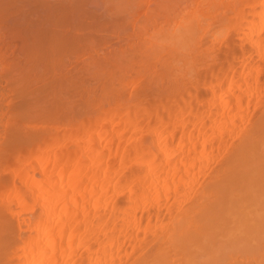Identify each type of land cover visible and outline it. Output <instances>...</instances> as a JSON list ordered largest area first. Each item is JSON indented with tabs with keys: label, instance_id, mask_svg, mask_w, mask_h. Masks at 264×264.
<instances>
[{
	"label": "bare ground",
	"instance_id": "bare-ground-1",
	"mask_svg": "<svg viewBox=\"0 0 264 264\" xmlns=\"http://www.w3.org/2000/svg\"><path fill=\"white\" fill-rule=\"evenodd\" d=\"M22 1L0 0L1 14L29 11L37 24L19 14L28 64L0 69V264H264V0H152L154 12L146 1L119 16L144 58L127 74L120 57V67L100 60L121 77L99 79L84 106L62 99L72 113L56 75L75 47L62 33L72 6L30 0L24 14Z\"/></svg>",
	"mask_w": 264,
	"mask_h": 264
},
{
	"label": "rangeland",
	"instance_id": "rangeland-1",
	"mask_svg": "<svg viewBox=\"0 0 264 264\" xmlns=\"http://www.w3.org/2000/svg\"><path fill=\"white\" fill-rule=\"evenodd\" d=\"M24 1H26V3H27V2H29L30 0H28V1H27V0H23V1L21 2V5H22V3H23ZM34 1H35V0H34ZM37 1H39V0H37ZM41 1L44 2L45 4H46V2L48 1L47 3H51V4H53V5H52L53 7H54V5H56L57 3H58V4H59V3L61 4L62 2H63V3L65 2L64 4L62 3V4H63V5H62V6H63L62 8L67 7V9H68V6L70 5V6H72V8H70V9H73V10H70V9H69V10H70V11H69V10H67L66 8H64V9L66 10L67 13H68V11L71 12V14L69 13L70 16L68 15L69 17H71V19H68V20L70 21L69 24H68V20H67V22L65 23L64 21L66 20L65 18L67 17V15L64 14L65 18L63 19L64 21H62V22H64L66 25H65V24H62V27H63L64 29L61 28V30L63 29L62 31H64V32H62L63 35H64L65 31H66V34H67L68 32H70V33H68V34H70L71 37H75V35H77V37H75L74 39H76V42H77V41H78V42H77V43L74 42V43H75V47H72L73 50H71V49H72V48H71V49L69 50V53H66V55H65V53L63 54V55H64L63 58L61 57V61H63V62L60 61V63H58V64H60V65H59L58 67H56V68H57V71H56L57 74H56V75H58V76L61 78L60 80H62L63 82L66 81L65 84H66L67 86L69 85L68 87L65 88V89H68V90H66V91H71V92L74 91L73 93H75V94H72L71 92H69V93H70V95H69V93L67 92V93H68V94H67V97H68V95H69L70 99H69V98H68V99H65V98H67V97H66V94L64 93V94L61 95V93H57L58 91H60V90H59L60 88H59L58 90L56 89L57 92H56L55 95H56V97H57V95H59V94L61 95V96H59V97H61V102L63 101L62 99H64L65 102H64V101H63V102H64L65 104H66V103H69V104H70V102H72L73 100L77 99L78 101L75 100V101H77V104H75L76 102L73 101L74 103L72 102V104H70V105L73 106V105L75 104V106H76V105H77V106H79V105H83V106H84L83 103H84L85 96H87V95L90 96L91 94H92L91 96H93V95H94V96H95V95H96V96H99V95L102 93L103 90H102V82H101V81H103V84H104V81H105V84H106V80H107L108 78H110V74H112V73H113V74H114V73L116 74V73H117L116 71H118V73H117L116 75H119V77H121V74H122L123 72H125V71H124L125 68H126V69H125L126 71H127L128 69H129V71H130L131 67L134 66V67H133L134 69H135V67H137L136 65H134V60L136 61L138 58H139V59H143V58H144V57H143L144 54H143V55L141 54V55H142V56H141V55L136 54L135 51H134V50L137 49V47H138V49H139V45L141 46L140 49H142V47H143V45H142V44H143V40H141L140 37L137 38L136 36H138V35L135 34V33H134V34H135L136 36H134L133 33H131V35H130V32H129L128 30H131L132 27H131V29H130V28L128 29V28L125 27V28H123V31H122V29H120V27L117 26L116 22L119 23L118 21H121V20H122L119 16H121L122 18H123L122 15H130V16H131L132 13H133V14L137 13V11H138V10H141V8H142V10H141L142 12H143V10H144V12L147 11V9H145V8H148V9L151 8V7H149V6H152V4H153V3H152V0H151V1H150V0H144L145 2H146V1H149V2H148V5H149V6L147 5V2L145 3V2H143V1H141V4H140L139 2H137V3H139L140 5H143L142 7H141V6L139 7V4L136 5V2H135V4H134V3L132 4V2H131L132 0H125V1H127L126 4L129 3V5H126L124 2H123V3L121 2L122 4H121V3H118V4H121L120 6H119L118 4H117V5L115 4V3H117V1H120V0H111V1H113V2H111L110 0H102L101 2H102L103 4H101L100 0H67V1H65V0L62 1V0H61V2H60V0H59V1H58V0H54V1H53V0H47V1L45 0L46 2L43 1V0H41ZM55 1H56L57 3H56ZM68 1H69V2H68ZM70 1H71V2H70ZM79 1H80V2H79ZM81 1H82V2H81ZM83 1H84V2H83ZM89 1H90V2H89ZM114 1H115V2H114ZM16 2H17V1H16ZM35 2H36V1H35ZM94 2H95V3H94ZM96 2H97V3H96ZM110 2H111V4H110ZM150 2H151V3H150ZM155 2H157V1H155ZM19 3H20V1H18V4H17V5H19ZM29 3H30V2H29ZM29 3H28V4H29ZM33 3H34V2H33ZM33 3H32V4H33ZM36 3H37V2H36ZM44 3H43V4H44ZM68 3H69V5H68ZM87 3H89V4H87ZM105 3H106V4H105ZM142 3H143V4H142ZM149 3H150V4H149ZM12 4H13L14 6H16V8H18V6L15 5V4H16L15 2H13V3H11V4H8V6H9L8 9L10 10L9 12H11L10 5H12ZM24 4H25V2L23 3V6H24ZM28 4H26V5H28ZM32 4H31V5H32ZM37 4H38V6L40 5V7H41V5H42L41 2H38ZM51 4H50V7H51ZM60 4H59V5H60ZM65 4H67V6H66ZM83 4H84L85 6H84ZM131 4H132V5H131ZM156 4H157V3H156ZM26 5H25V6H26ZM64 5H65V6H64ZM86 5H87V6H86ZM113 5H114V6H113ZM135 5H136V6H135ZM2 6H3V5H2ZM6 6H7V5H6ZM8 6H7V7H8ZM19 6H20V5H19ZM25 6H24V7H25ZM32 6H33V5H32ZM35 6H37V5L35 4V5L33 6V8H34ZM38 6L35 7V11H34V12H37V15H38V10L40 9V8H39V9H37V11H36V8H38ZM43 6H44V5H43ZM56 6H58V5H56ZM98 6H100V7H98ZM104 6H105V7H104ZM109 6H110V7L112 6L111 8L115 7L116 9L113 10L114 8L111 9ZM117 6H119V7H117ZM133 6H135V7H133ZM154 6H155V3H154ZM154 6H152V10H153V12H154V9H153ZM24 7H22V8H24ZM26 7H27V6H26ZM26 7H25L24 10L21 9V11H22V10L24 11V14H25V12H26L25 10H27V8H28V7H27V8H26ZM44 7H45V9H46V7H48V5H46V6H44ZM50 7H48V8H50ZM53 7H52V8H53ZM59 7H61V6H59ZM59 7H55V8H53V9H54V10H55V9H62V8H59ZM80 7H81V8H80ZM82 7H83V8L85 7L86 9H84V10L81 12ZM101 7H102V9H104V10H101V9H100ZM137 7H138V8H137ZM2 8H3V7H2ZM4 8H6L5 5H4ZM14 8H15V7H14ZM16 8H15V9H16ZM20 8H21V6H20ZM41 8H42V7H41ZM88 8H89V9H88ZM98 8L100 9V11L98 10ZM106 8H108V9H110V10H108V9H106ZM139 8H140V9H139ZM154 8H155V7H154ZM15 9H14V10H15ZM43 9H44V8H43ZM50 9H51V8H50ZM75 9H78V10H77L78 12L75 11ZM96 9H97V10H96ZM105 9H106V10H105ZM120 9H121V10H120ZM135 9H138V10L136 11ZM156 9H157V8H156ZM156 9H155V10H156ZM12 10H13V8H12ZM16 10H17V9H16ZM29 10H31L30 12L32 13L33 9H29ZM41 10H42V9H40V12H41ZM47 10H48V9L44 10V12L47 11ZM79 10H80V11H79ZM116 10H119V12H122V13L117 12V13H118V15H117V14H115L116 12L114 13V11H116ZM129 10H130V11H129ZM131 10H132V12H131ZM152 10H151V13H152ZM4 11H5V9H3V12H4ZM6 11H8V10H6ZM21 11H20V12H21ZM23 11H22V12H23ZM97 11H98V12H97ZM106 11H107V12H106ZM108 11H109V12H108ZM111 11H112V12H111ZM134 11H136V12L134 13ZM1 12H2V11H1V8H0V17H1V18H0V23H2V24H0V55H1V56H0V64H2V61H3V64H4V65H0V67H1L0 69L2 70L3 67H4V68H5V67H9V68H5V69H6V70H8V69L10 70V69L12 68V70H11L12 72H13V70H14V72H17V70L15 71V68H17V69H19V71H20V70L22 71V69H24V68L21 69V68H20V65H21V64L24 65L25 63H27V62H26L27 60H25L26 58H24V57H26V56H25V54H23V51H24V50H23V46H22V45H24V43H23L24 33H23V32H22V33L20 32V34H16V32H18V30H20V29L23 30V27H24V29H25V28H26L25 26H27V25H28V27H29V25H30L31 23H33V24L35 23V24H36V22H33V21H34V20H33V19H34L33 17H34L35 15L32 14V16H31V14L29 13V11H27V12H28V14H29L30 16H29V15H23V13H19V12H18L20 15H23V18H24V16H25V17H26V16L29 17V18H25V21L27 20V21H30V22H31V21L33 20L31 23L29 22V24H28L27 21H26L27 25L24 26V24H26V23H25L24 19H23L22 16H21V19H23L22 21H24V24L22 25L23 27L21 28V26H18L20 23H19V24L16 23V25H14L15 20L19 19V17H20L19 14H17L18 16L15 15L17 12H16V13H13L15 16L12 17V18L16 17V19H11V18H10L11 16L9 17L10 14H8V16H6V15H7L6 13H5V14H1ZM14 12H15V11H14ZM66 12H65V13H66ZM74 12H75L76 15L79 16V18H78V16H76L75 14H74V15H75V18H74V15H72ZM79 12H80V14H79ZM90 12H91V13H90ZM99 12H100V14H99ZM103 12H104V13H103ZM45 13H46V12H45ZM67 13H66V14H67ZM84 13H85V14H84ZM88 13H89L91 16H90ZM105 13H107V14H105ZM111 13H112V14L114 13V14L112 15ZM147 13H150V12H147ZM13 14L11 13V15H13ZM34 14H35V13H34ZM41 14H44V13L41 12ZM41 14H39V15H40V16H43V15H41ZM83 14H84V15H87V16H82ZM93 14H94V15H93ZM110 14H111V17L109 16ZM133 14H132V15H133ZM141 14H142V13H141ZM3 15H4V16H3ZM98 15H99V16H98ZM115 15H116V16H115ZM139 15H140V14H139ZM139 15L136 14L137 17H138ZM142 15H143V14H142ZM142 15H141V16H142ZM147 15H149V14H147ZM147 15L145 14V15H143V16L145 17V16H147ZM40 16L38 17V19H39L41 22H40L39 20H37V18H36V20L38 21V24L40 23V25H41V23H43V22H42V19H41ZM44 16H45V15H44ZM101 16H102V17H101ZM106 16H107V17H110V18H107ZM112 16H113V20H114L115 23H113ZM141 16H140V17H141ZM3 17H5V18H3ZM7 17H8V18H7ZM17 17H18V18H17ZM36 17H37V16H36ZM87 17H88V18H87ZM99 17H100V18H99ZM31 18H33V19L31 20ZM42 18L44 19V17H42ZM67 18H68V17H67ZM72 18H73V19H72ZM76 18H77V19H76ZM81 18H83V19H81ZM93 18H94V19H93ZM104 18H106L107 20L104 19ZM114 18H115V19H114ZM116 18H118V19L116 20ZM119 18H120V19H119ZM124 18L129 19V16H124ZM157 18H158V17H157ZM9 19H11V20H9ZM21 19H20V21H21ZM99 19H100V20H99ZM102 19H103V20H102ZM138 19H139V17H138ZM159 19H160V18H159ZM159 19H156L155 22H156L157 24L161 25V24H162V21H160L161 23H159ZM4 20H5V21H4ZM73 20H74V21H73ZM83 20H84V22H83ZM97 20H98L99 22H98ZM104 20H105V21H104ZM115 20H116V21H115ZM161 20H162V18H161ZM7 21H8V23H7ZM81 21H82V22H81ZM93 21H94V23H91V22H93ZM96 21H97V22H96ZM111 21H112V22H111ZM122 21H123V20H122ZM122 21H121V22H122ZM126 21H127V20H126ZM157 21H158V22H157ZM3 22H4V23H3ZM5 22L7 23V25H6ZM13 22H14V23H13ZM16 22H19V21H16ZM76 22H77V23H76ZM80 22H81V23H80ZM87 22L89 23L88 25H87ZM107 22H108V23H107ZM110 22H111V23H110ZM21 23H22V22H21ZM71 23H73L74 25L71 24ZM90 23H91V24H90ZM97 23H98V24H97ZM99 23H100V24H99ZM101 23H103V24H101ZM156 23H155V25H157ZM4 24H5V25H4ZM33 24H32V25H33ZM35 24H34V26H37V24H36V25H35ZM44 24H45V23H44ZM44 24H43V25H44ZM75 24H76V25H75ZM79 24H80V25H79ZM81 24H82V26H81ZM83 24H84L85 26H84ZM94 24H95V26H93ZM108 24H109V25H108ZM112 24H114L116 27H115L114 25H112ZM20 25H21V24H20ZM45 25H46V24H45ZM64 25L67 26L68 28H67V27H64ZM77 25H78L81 29H80ZM101 25H102V26L104 25V26L102 27ZM110 25H111V26H110ZM34 26H33L32 28H36V27H34ZM97 26H98V27H97ZM99 26H101V27H99ZM109 26H110V28H109ZM19 27H20V28H19ZM30 27H31V25H30ZM56 27L58 28L59 26H56ZM60 27H61V26H60ZM74 27H75V30H74ZM84 27H85V28H84ZM87 27H89V30H88ZM94 27H95V29H94ZM104 27H105V28H104ZM151 27H152V25H150V28H151ZM6 28H8V29L6 30ZM10 28H11V29H10ZM65 28H66L67 30H65ZM96 28H97V29H96ZM103 28H104V29H103ZM107 28H108V29H107ZM111 28H113V30H115V31H112ZM114 28H115V29H114ZM117 28H118V29H117ZM12 29H13V30H12ZM16 29H18V30L15 31ZM26 29H27V28H26ZM58 29H60V28H58ZM68 29H69V30H68ZM77 29H79V30H78V31L80 32L79 34L77 33V32H78ZM82 29H83V30H82ZM116 29H117V32H116ZM125 29H128V30L124 32ZM9 30H10V31H9ZM61 30H59V31H61ZM80 30H81V31H80ZM84 30H85V31H84ZM94 30H95V31H94ZM100 30H101V31H100ZM108 30H109V31H108ZM119 30H121V31H119ZM132 30H133V29H132ZM5 31H6V32H5ZM20 31H21V30H20ZM23 31H24V30H23ZM25 31H26V30H25ZM25 31H24V32H25ZM59 31H58V32H59ZM83 31H84V32H83ZM89 31H90V33L93 34V35H91V34L89 33ZM92 31H93V32H92ZM96 31H98L99 33L96 32ZM103 31H104V34H102ZM111 31H112V32H111ZM7 32H8V33H7ZM85 32H86V33H85ZM101 32H102V33H101ZM107 32H108V33H107ZM131 32H132V31H131ZM18 33H19V32H18ZM84 33H85L87 36L90 34V37L92 38V36H93V38L91 39V38L88 36V40H87V39H86L87 36H86ZM110 33H112V35H111ZM121 33H124V34H121ZM127 33H128V34H127ZM7 34H8V35H7ZM14 34H15V35H14ZM66 34H65V35H66ZM68 34H67V35H68ZM81 34H82V35H81ZM98 34H99V36H98ZM105 34L107 35V38H106V35H105ZM120 34H121V36H120ZM126 34H127V35H126ZM132 34H133V35H132ZM6 35H7L8 37H7ZM11 35H12L13 37H12ZM18 35H21L22 37H21V36H18ZM65 35H64V36H65ZM70 35H68V36H70ZM78 35H80V36H78ZM94 35H95V36H94ZM101 35H102L103 37H102ZM104 35H105V36H104ZM110 35H111V37H110ZM118 35H119V36H118ZM144 35H145V34H144ZM96 36H97L98 40H100L101 43H103L105 46H104L103 44L100 43V44H99L100 47H99V45H98L99 42L97 43L98 40H97ZM115 36H117L118 38H115ZM130 36H131V37H130ZM19 37L22 38V41H20L21 38H19ZM94 37H95V38H94ZM101 37H102L103 39H99V38H101ZM108 37H109V38H108ZM121 37H122V38H121ZM133 37H134L135 39H134ZM89 38H90V39H89ZM114 38H115V39H114ZM136 38H137V39H136ZM77 39H78V40H77ZM84 39H85L87 42H86ZM106 39H107V41H106ZM109 39H111L112 42H111ZM116 39H117V40H116ZM131 39H132V40H131ZM138 39H140V41H142V44H140V42L138 41ZM90 40H91V41H90ZM104 40H105V41H104ZM108 40H109V42H108ZM115 40H116V41H115ZM133 40H134V41H133ZM12 41H13L14 43H13ZM74 41H75V40H74ZM84 41H85V42H84ZM93 41H95L96 43H95V42L92 43ZM113 41H114V42H113ZM122 41H123V42L125 41L126 44H124ZM15 42H16V43H15ZM19 42H20V43H19ZM81 42H82V43H81ZM83 42H84V44H83ZM105 42H106V43H105ZM116 42H119V43H116ZM121 42H122L123 44H122ZM21 43H22V45H20ZM86 43H87V44H86ZM112 43H113V44H112ZM131 43H132V44H131ZM17 44H18V45H17ZM90 44H93V45L95 44L94 46H96V47H94V46H92V45H90ZM96 44H97V45H96ZM119 44H120V45H119ZM121 44H122V45H121ZM15 45H16V46H15ZM77 45H78L79 47H78ZM101 45H102V46H101ZM111 45H113V46H115V47H112ZM129 45H130V46H129ZM76 46H77V47H76ZM82 46H83V47H82ZM89 46H90V47H89ZM97 46H98V48H97ZM117 46H118V47H117ZM122 46H123V47H122ZM125 46H126V48H125ZM135 46H136V47H135ZM16 47H17V48H16ZM18 47H19V48H18ZM20 47H22V49H21ZM81 47H82V48H81ZM92 47H93L94 49H93ZM111 47H112V48H111ZM120 47H121L122 49H121ZM133 47H134V48H133ZM75 48H76V49H75ZM78 48H79V49H78ZM84 48H85V49H87V48L89 49V48H90V49H89V50L87 49V50L85 51ZM114 48H115V49H114ZM123 48L125 49V51H124ZM127 48H128V49H127ZM129 48H130V49H129ZM80 49H81V50H80ZM82 49H84V50L82 51ZM91 49H93V50H91ZM101 49H102L103 51H102ZM108 49L111 50V51H109ZM113 49H114L115 51H114ZM17 50H18V51H17ZM105 50H106V51H105ZM118 50H119V51L121 50V51H123L124 53L121 52V51L119 52ZM131 50H132V52H130ZM1 51H2V52H1ZM12 51H15V52H14V56L12 55V54H13ZM70 51H71V52H70ZM79 51H80V52H79ZM81 51H82V53H81ZM88 51H89L90 53H89ZM91 51H92V52H91ZM93 51H94V53H93ZM107 51H108L109 53H108ZM112 51H113V53L116 52V53H119V54H121V55H118V54H117V55H115V54L113 55V53H110V52H112ZM137 51H138V50H137ZM11 52H12V53H11ZM16 52H18V53H20V54H18V53H16ZM21 52H22V54H21ZM73 52L76 53V54H74ZM77 52H79L78 55H77ZM95 52H96V53H95ZM101 52H102V55L100 54ZM105 52H106V53H105ZM139 52H140V50H139ZM3 53H4V54H3ZM7 53L10 55V57H9V55H8ZM70 53H72V54H70ZM80 53H81V54H80ZM84 53H85V54H84ZM122 53H123V54H122ZM126 53H128V54L126 55ZM137 53H138V52H137ZM69 54H70V55H69ZM87 54H88V56H86ZM90 54H94V55H90ZM103 54H104V55H103ZM105 54H106L107 56H106ZM111 54H112V55H111ZM129 54H130V55H129ZM6 55H7V58L9 57V58L11 59V62H10V60L7 61V59H6ZM15 55H16V56H15ZM18 55H19V56H18ZM67 55H68V59H66V58H67ZM74 55H77V56H74ZM80 55H81L83 58H82ZM97 55H98V56H97ZM100 55H101V56H100ZM109 55H110V56H113V57L110 58L111 60H114V59H115V60H117V62L120 61L119 59H121L122 61L125 60L124 62L120 61V62H119V65L117 64V66L120 67L121 62H122V65H123V66L120 67V68H118L119 70H123L122 73L119 72L118 69H116V68H112V67L114 66V63H115L114 61H115V60H114V61H111L110 59H108V58L110 57ZM123 55H125V56H123ZM133 55H134V57H135V55L137 56V57L134 58V60H133ZM3 56H5V58H4ZM72 56H73V57H72ZM84 56H85V57H84ZM93 56H94L95 58H94ZM115 56H116V57H115ZM121 56H123V57H121ZM20 57H21V58H20ZM103 57H106L107 59H106V58H103ZM119 57H120V58H119ZM124 57H125V58H124ZM126 57H127V58H126ZM9 58H8V59H9ZM13 58H15V59L13 60L14 62H12V59H13ZM64 58H65L66 60H68V61H67V62H68L67 64H66V60H65ZM77 58H78V59H77ZM92 58H93V59H92ZM113 58H114V59H113ZM117 58H119V59H117ZM123 58H124V59H123ZM128 58H131L133 61H132L131 59H128ZM136 58H137V59H136ZM145 58H146V57H145ZM4 59H5V60H4ZM79 59H80V60L83 59V60L85 61V63H83V62H84L83 60H81V61L78 63ZM89 59H91V62H92V63L90 62ZM96 59H97L98 63H97ZM103 59L106 60V62H109V64H110V62H111V64L113 63V66H112V67L110 66L111 69H113V71H111V73H110V70H108V69H110V68H106V69L104 68V69H101V68H102V65H101V64H102L103 62H105ZM126 59H128L129 62H128V60H126ZM15 60H16L17 62H16ZM21 60H22V62H21ZM24 60H25V61H24ZM70 60H71V61H70ZM72 60H73L74 63L72 62ZM86 60H87V61H86ZM88 60H89L90 63L88 62ZM100 60H101V61L103 60V62H101ZM108 60H109V61H108ZM93 61H95L94 64H93ZM126 61H127V63H129V65H128L127 63L125 64ZM4 62H5V63H4ZM7 62H8V63H7ZM9 62H10V63H9ZM100 62H101V63H100ZM106 62H105V63H106ZM130 62H132V63H130ZM20 63H21V64H20ZM64 63H65V64H64ZM69 63H70V64H69ZM71 63H73V64H71ZM77 63H78V64H77ZM80 63H81V64H80ZM9 64H10V66H9ZM13 64H14V66H15V65H16V66L19 65V66H18L19 68H18V67H14ZM27 64H28V63H27ZM63 64H64V65H63ZM83 64H84V65H89V64H90V66H89V67L85 66V68H84V67H83ZM98 64H99V66H98ZM23 65H21V67H22ZM65 65H66V67H64ZM67 65H68V67H67ZM70 65H71V66H70ZM73 65H74V66H73ZM77 65H78V66H77ZM79 65H80V66H79ZM100 65H101V66H100ZM26 66H27V65H26ZM103 66H104V65H103ZM115 66H116V63H115ZM128 66H129L130 68H129ZM13 67H14V68H13ZM62 67H63L64 69H63ZM73 67H74V68H73ZM95 67H97V71H99L98 69H100L101 72H100V71H99V72H100L101 74H99V72H97L96 70H94V69H96ZM100 67H101V68H100ZM107 67H108V64H107ZM124 67H125V68H124ZM127 67H128V68H127ZM4 68H3V70H4ZM26 68H27V67H26ZM72 68H73V69H72ZM76 68H77V69H76ZM83 68H84V70L82 71L81 69H83ZM121 68H124V69H121ZM85 69H86V71H85ZM3 70H2V71H3ZM9 70L6 71V72H9ZM24 70H25V69H24ZM32 70H33V69H32ZM40 70L42 71V68L38 69V71H40ZM55 70H56V69H55ZM58 70H59V71H58ZM69 70H70V71H69ZM77 70H78V71H77ZM88 70H89V71H88ZM103 70H105L106 74H104L105 72H104ZM115 70H116V71H115ZM141 70L143 71V69H141ZM144 70H145V69H144ZM35 71H36V70H34V72L32 71L33 74L36 73ZM41 71H40V72H41ZM66 71H67V72H66ZM68 71H69V72H68ZM92 71L95 72V76L93 75L94 73H93ZM114 71H115V72H114ZM129 71H128L127 73H129ZM12 72H11V74H13ZM62 72H64V73H62ZM70 72H71V75L69 74ZM76 72H77V74H76ZM78 72H79V73H78ZM82 72H83V74H82ZM88 72H89V73H92V74H89ZM132 72H134V71H132ZM145 72H148V71L145 70ZM17 73H18V72H17ZM58 73H60V74H58ZM97 73H98V74H97ZM125 73H126V72H125ZM127 73H126V74H127ZM9 74H10V72H9ZM37 74H38V72H37ZM37 74L35 75V76H36V79H35V80H38L37 77H38L40 74H41V75H40V77H41L42 75L46 74V72H45L44 74H42V73H40V74H38V75H37ZM72 74H73V75L75 74V75L72 76ZM78 74H79V76H78ZM84 74H85V75H84ZM102 74H103V75H102ZM113 74H112V78L116 76L115 74H114L115 76H113ZM130 74H131V73H130ZM144 74H145V73H144ZM144 74H142V75H144ZM80 75L84 76V77L81 76L83 79L80 77ZM86 75H88L89 77L87 76V78H86V77H85ZM106 75H107V76H106ZM128 75H129V74H128ZM45 76H46V75H45ZM67 76H68V77H67ZM77 76H78V77H77ZM91 76H92L93 78H92ZM103 76H104V77H103ZM148 76H149V73H147L144 77L148 78ZM40 77H38L40 82L37 81V82H36L37 84L35 83L36 85H38V83H39V84L41 83V79H42V78H40ZM46 77H47V76H46ZM54 77H55V76H54ZM59 77L56 76V79L54 78L56 82L58 81L57 79H58ZM64 77H65L66 79H65ZM72 77H73V78H72ZM102 77H103V78H102ZM44 78H45V77H44ZM44 78H43V79H44ZM49 78H50V77H49ZM63 78H64V79H63ZM68 78H69V79H68ZM70 78H71V79H70ZM76 78H77L78 80H76V82H75V79H76ZM84 78H86V79H84ZM94 78H95V79H94ZM101 78H102V79H101ZM105 78H106V79H105ZM117 78H118V76H117ZM46 79H47V78H46ZM80 79L82 80V83H83V84L81 83L82 85L80 84ZM99 79H100L101 81H100ZM44 80H45V79H44ZM71 80H72V81H71ZM83 80H84V81H83ZM42 81H43V80H42ZM62 81H61V83H62ZM107 81H108V80H107ZM67 82H69V83H67ZM70 82H71V84H70ZM78 82H79V83H78ZM100 82H101V83H100ZM114 82H115V80H114ZM57 83H58V82H57ZM59 83H60V82H59ZM61 83H60V85H61ZM73 83H74V84H73ZM88 83H89L91 86H92V84H93V86L91 87L92 89L89 87L90 85H89ZM94 83H96L97 85L94 84ZM72 84H73V85H72ZM77 84H78V86H77ZM79 84H80V85H79ZM86 84H87V85H86ZM105 84H104V85H105ZM153 84H154V83H153ZM153 84H151V86H152ZM36 85H34V86H36ZM58 85H59V84H58ZM63 85H64V84L62 83L61 86L63 87ZM70 85H71V86H70ZM95 85H96V86H95ZM99 85H100L101 87H100ZM104 85H103V86H104ZM151 86H150V87H151ZM59 87H60V86H59ZM62 87H61V89H62ZM64 87H65V85H64ZM64 87H63V88H64ZM74 87H76V88H74ZM84 87H85V88H84ZM87 87H89L90 89L88 88V90H86ZM55 88H58V86H56ZM70 88H73V89H75V90L70 89ZM93 88H94V89H93ZM99 88H100V89H99ZM153 88H155V87L153 86ZM153 88H152V89H153ZM77 89H78V90H77ZM96 89H97V91H96ZM62 91H64V90L62 89L61 92H62ZM76 91H77V92H76ZM79 91H81L82 93L79 92ZM90 91H91V92H90ZM84 92H86V93H84ZM95 92H97V93H95ZM98 92H99V93H98ZM78 93H79V94H78ZM90 93H91V94H90ZM93 93H94V94H93ZM76 94H77V97L75 98V95H76ZM89 94H90V95H89ZM63 95H65V98L62 97ZM71 95H72V97H71ZM73 95H74V96H73ZM78 95H79V96H78ZM96 96H95V97H96ZM56 97L54 96V97H52V98L54 99V98H56ZM59 97H58V98H59ZM78 97H79V98H78ZM72 98H73V100H72ZM56 100L58 101V103H56V104H57L58 107L60 108V106H61V104H62L63 102L60 104V103H59V100H58V99H56ZM56 100L54 99L55 102H57ZM66 100H68V101L71 100V101L67 102ZM80 100H83V101H82L83 103H81ZM79 101H80V102H79ZM78 102H79V104H78ZM64 103L62 104V105H63V106H62L63 109L66 107V108H67L66 111H68V112L70 113L71 110H70V108H68V107H70V106H69V105H68V106H67V105H64ZM75 106H74V107H75ZM79 107H80V106H79ZM79 107H78V108H79ZM71 108H72V107H71ZM63 109H62V110H63ZM74 109H75V112L78 110L76 107H75ZM74 109H73V110H74ZM79 109H80V108H79ZM69 110H70V111H69ZM73 110H72V112H73ZM64 111H65V109H64ZM64 111H62V112H64ZM68 112H67V113H68ZM72 112H71V113H72Z\"/></svg>",
	"mask_w": 264,
	"mask_h": 264
}]
</instances>
